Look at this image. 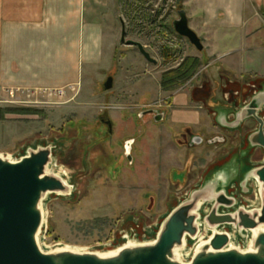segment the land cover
I'll list each match as a JSON object with an SVG mask.
<instances>
[{"label": "rangeland", "instance_id": "374dc122", "mask_svg": "<svg viewBox=\"0 0 264 264\" xmlns=\"http://www.w3.org/2000/svg\"><path fill=\"white\" fill-rule=\"evenodd\" d=\"M93 4L94 14L102 26L104 59L99 67L85 72L76 93L70 90L61 100L40 97L34 102L21 93L12 99L0 89V157L19 161L31 150L52 147L53 161L47 173L60 176L71 186L68 193L51 194L45 199L46 229L40 243L49 248L45 252L69 250L104 255L118 249L117 240L132 229L138 232L139 238L131 242H154L149 241L148 234L158 224L160 231L169 214L189 201L192 193L202 189L209 179L214 182L215 168L222 167L225 157L232 158L247 147V136L258 128L254 120L247 121L238 135L215 128L210 110L205 106L208 102L205 105L200 102V93L207 94L209 86L212 85L214 92V83L205 71L208 68L210 74L216 70L220 76L219 85L223 87L218 92L234 103L239 97L249 103L250 90L254 93L261 89L263 77L250 67L241 73L230 66L235 57H243V52H233L241 48L242 35L231 32L229 38L237 37L235 43L224 45L225 33L204 27L201 0H94ZM258 5L259 16L264 18V5ZM182 9L187 13L190 28L201 39L203 51L174 30L173 22L179 19ZM123 24L126 41L141 43L157 64L148 62L137 47L122 42ZM262 32L264 28L255 30L253 35L261 37ZM250 46L246 53L258 51V62L264 64V40ZM226 51L233 53L230 58L222 59ZM188 58L199 60L195 75L174 91H164L163 76L179 69ZM110 77L113 87L106 90ZM227 82L238 84L241 91L230 89ZM184 94L190 102L186 109L203 112L201 124L192 128L204 137L200 146L182 138L187 125L172 121L177 108L175 97ZM160 114L163 120L157 122L155 118ZM261 116L264 118V109ZM129 142L132 162L126 150ZM251 153L254 165L264 164L262 149ZM231 160L228 158L225 164ZM57 170L72 176V183ZM229 173L235 175L232 169ZM224 174L227 175V170ZM247 188L249 192L245 193L239 181L232 182L226 194L236 199V205L222 207L220 212L232 213L240 207L247 211L259 209V184L249 179ZM241 198L249 204L259 199V204L248 209L240 204ZM213 205L206 202L199 211V235L206 236V230L210 236L214 232L204 220ZM203 209L207 214H203ZM203 226L206 230L202 232ZM224 227L233 229L222 226L218 231L225 232ZM250 234L252 242L253 234ZM231 245L242 251L250 248V245L244 248L242 242Z\"/></svg>", "mask_w": 264, "mask_h": 264}, {"label": "water", "instance_id": "95a60500", "mask_svg": "<svg viewBox=\"0 0 264 264\" xmlns=\"http://www.w3.org/2000/svg\"><path fill=\"white\" fill-rule=\"evenodd\" d=\"M178 14L179 19L173 22L175 32L186 38L197 50L203 51L201 39L189 26L186 11L182 9ZM126 35L123 24L122 42L137 47L148 62L158 63L141 43L126 41ZM112 87L113 78L110 77L105 88L110 90ZM263 109L264 84L251 97L249 103L238 110H230L235 118L232 123H228L226 118L218 120V123L224 128L238 130L247 121L254 120L258 128L247 136V142L250 149L258 148L264 152V118L261 116ZM155 120H163V114L156 116ZM107 124L112 129L111 123ZM131 144L129 142L126 146L130 162ZM52 161V147L31 150L19 161L0 157V264H264V231L258 232L256 236L253 232L264 226V164L258 168L242 170L237 177L234 168L232 170L235 175H230V165L217 170L214 182L209 179L202 189L192 193L189 201L182 203L169 214L154 242H131L130 246L121 248L117 254L103 257L102 254L69 250L45 252L41 248L39 240L46 223V197L71 190V186L63 178L47 173ZM242 165L244 166L243 163ZM226 170L227 175L224 174ZM239 178L245 193L249 192L247 181H257L260 186L261 207L253 211L240 207L236 212H220L222 207L231 208L236 205V199L228 197L226 189L232 180L237 182ZM218 188L221 190L217 193ZM206 202L214 203L210 213L204 218L207 227L214 232L209 243L196 252L190 262L184 263L179 257V251L185 248L187 238L195 239L199 235V211ZM222 226H232L240 234L244 231L252 232L253 239L249 250L242 251L233 247L229 233L218 231Z\"/></svg>", "mask_w": 264, "mask_h": 264}, {"label": "crops", "instance_id": "0c3cea01", "mask_svg": "<svg viewBox=\"0 0 264 264\" xmlns=\"http://www.w3.org/2000/svg\"><path fill=\"white\" fill-rule=\"evenodd\" d=\"M201 2L204 27L219 29V32L225 33L226 38H222L224 45L235 43L237 37L230 39L231 32L235 31L242 35L239 41L241 48L233 52L239 54L243 52V59L235 57L230 61V66L236 67L235 71L241 73L246 72V67L262 73L260 86L264 84V64L258 62L260 53L255 50L256 48L254 52L252 51L253 55L252 52L246 53L250 45H257L259 41L264 40V32L261 37L253 35L255 30L264 28V18L259 16L258 5H264V0H201ZM93 3L94 0H0V89L3 92L9 90L24 92L30 95L34 102L39 101L40 97L61 100L70 90L76 93L77 88L83 83L85 72L99 67L104 59L103 31L94 14ZM233 52L226 51L221 58H230ZM205 71L210 75V81L214 83V92L212 85L209 86V93L198 92L204 100L199 97L200 102L204 105L208 102L205 106L210 110L209 114L212 115L215 128L221 127L238 135L241 130L224 128L219 125L218 120L226 118L228 123H232L235 118L230 110H238L248 102H244L240 97L235 103L233 99L228 100L227 95L218 92L219 87L223 86L219 85L220 76L216 70L212 74L209 68ZM221 78L224 81L225 78L223 76ZM229 88L241 91L238 84H229ZM249 90L246 93H249ZM60 92L65 94L61 96ZM195 98H192L193 102ZM189 103L187 94L175 97L174 105L177 108L174 110L172 121L187 125L182 138L192 140L194 146H200L204 137L200 133H195L192 128L201 124L203 112L189 111L186 109ZM211 127L212 125L209 126ZM241 127L240 129L243 128ZM196 141L198 144H195ZM241 149V152L232 158L230 155L225 157L232 160L225 164L227 160L224 162L223 159L220 169L230 165L231 169H236L237 177L241 175L243 168L248 170L254 168L252 159L254 154L251 152H257L259 149H250L248 143L247 147ZM215 169L217 171L219 167ZM240 180L239 178L238 181Z\"/></svg>", "mask_w": 264, "mask_h": 264}, {"label": "bare ground", "instance_id": "6f19581e", "mask_svg": "<svg viewBox=\"0 0 264 264\" xmlns=\"http://www.w3.org/2000/svg\"><path fill=\"white\" fill-rule=\"evenodd\" d=\"M255 91V90H254ZM256 92V91H255ZM129 151V150H128ZM25 155H23L22 157H24ZM15 161H18V160H15ZM263 164H260V165H254V168H257L256 166L260 167L262 166ZM58 171V170H57ZM62 176H64L67 181L69 183H72V176H69V174L63 170H59L58 171ZM255 182V181H254ZM236 189L235 186H233V190ZM71 196H74V193L71 194ZM245 200L243 198H241L240 200V204L245 206L246 208L248 209H252V208H255L258 206L259 204V199L257 200V202L255 204H249V203H245L244 202ZM251 202V201H250ZM207 209V208H206ZM206 209H203V214H207L206 212ZM160 225L158 224V226L156 228L153 229V231H151L150 236H148V239L149 241L151 240H156L157 238V235H158V229H159ZM45 229H46V226L44 227L43 229V232H42V235L40 237V243H42V240H43V235L45 233ZM202 232L205 231L206 229L204 228V226L202 227ZM223 230H226L225 232L229 233V235L231 236V244H235V243H239V242H242L244 245L243 247H247V245H251V242H250V237H251V234L249 231H244L243 232V235H245L246 237L244 238L241 234H237V231H234L233 229L231 228H223ZM207 231V235L205 236L203 233H201L200 235H198L197 238L195 239H187L186 241V246L184 249L180 250L179 251V257L181 258V260H183L184 262L188 263L194 256V254L196 252H199L202 250L203 247H205L208 243H209V238L211 237L210 236V231L206 230ZM260 231H264V226H261L259 227L257 230L253 231L255 236L258 232ZM138 232L134 229H132V232H128L126 235L124 234L123 236H121L117 241L118 245H119V248L116 249V250H113V251H110L108 253H105L104 255H101V256H112V255H115L119 252V250H121V248L123 247H127V246H130L131 244V241L134 240V239H137L138 237ZM145 236V235H144ZM210 236V237H209ZM139 238V237H138ZM42 245V248L43 250H46V249H49L47 248L45 245L41 244ZM247 250V249H245ZM249 250V249H248Z\"/></svg>", "mask_w": 264, "mask_h": 264}, {"label": "trees", "instance_id": "16d2710c", "mask_svg": "<svg viewBox=\"0 0 264 264\" xmlns=\"http://www.w3.org/2000/svg\"><path fill=\"white\" fill-rule=\"evenodd\" d=\"M199 66V60L188 58L184 64L177 70L166 73L162 79V89L166 92H172L179 86L189 81L196 73ZM251 97L256 93L250 91Z\"/></svg>", "mask_w": 264, "mask_h": 264}, {"label": "built area", "instance_id": "2783aa9c", "mask_svg": "<svg viewBox=\"0 0 264 264\" xmlns=\"http://www.w3.org/2000/svg\"><path fill=\"white\" fill-rule=\"evenodd\" d=\"M6 93H8L9 97L12 98V99H14L15 97L17 98V96H18L17 93H21L22 95H26V94H24V92L15 91V90H9ZM64 94H65V92H60L59 93V95H61V96H63ZM26 97H28V99L31 98V96L28 95V94L26 95Z\"/></svg>", "mask_w": 264, "mask_h": 264}, {"label": "flooded vegetation", "instance_id": "af4514ba", "mask_svg": "<svg viewBox=\"0 0 264 264\" xmlns=\"http://www.w3.org/2000/svg\"><path fill=\"white\" fill-rule=\"evenodd\" d=\"M225 143H226V140H224V144H225ZM184 179H185V177H184ZM184 179H183L181 182H183ZM173 180H175V181L177 182L176 178H174V177H173Z\"/></svg>", "mask_w": 264, "mask_h": 264}]
</instances>
